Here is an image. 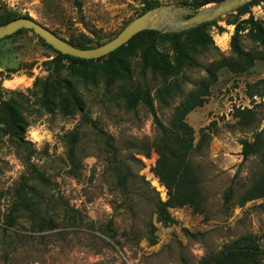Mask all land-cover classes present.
Wrapping results in <instances>:
<instances>
[{"label": "rangeland", "instance_id": "rangeland-1", "mask_svg": "<svg viewBox=\"0 0 264 264\" xmlns=\"http://www.w3.org/2000/svg\"><path fill=\"white\" fill-rule=\"evenodd\" d=\"M152 1L156 7L175 5L191 11L215 3L194 9L173 0ZM78 2L81 14L74 0H3V7L11 16L28 15L67 42L84 34L93 41L89 46L96 40L107 43L148 11L144 0ZM250 18L264 31V0L210 22L205 30L212 45L194 53L201 68L173 77L142 76L138 54L124 57L132 80L150 92L165 126L205 76L203 68L231 56L235 26L228 22L243 27L240 41L245 51L264 53L249 30ZM157 48L173 53L169 44ZM53 58L29 29L0 41V101L12 102L26 123L19 134L0 124V264H197L238 240L264 250V198L239 205L262 174L260 153L244 160L240 143L252 142L262 131L264 146V82H259L264 80V61L256 60L244 74L221 70L207 103L187 115L194 145L200 129L206 134L188 157L197 173L202 210L169 209L176 223L163 226L154 206L167 196L151 171L156 160L152 146L159 137L152 115L142 102L131 108L126 104L120 82L107 84L109 73L117 71L111 63L82 66L65 60L55 72L48 64ZM68 84L80 104L74 103ZM237 110H251L252 119L235 118ZM107 137L115 152L109 150ZM32 169L48 182L36 180ZM121 174L126 177L124 187L118 181ZM228 190L232 197L225 205ZM19 191L38 196V216L13 211ZM151 227L156 229L154 245L148 240Z\"/></svg>", "mask_w": 264, "mask_h": 264}, {"label": "trees", "instance_id": "trees-1", "mask_svg": "<svg viewBox=\"0 0 264 264\" xmlns=\"http://www.w3.org/2000/svg\"><path fill=\"white\" fill-rule=\"evenodd\" d=\"M173 1L178 5H190L194 9H197L207 3H219L224 0H194L191 2H189V0ZM258 1L259 0H252L247 4H252L253 2L256 4ZM74 4L77 12L81 14L82 10L80 2L74 0ZM247 4L236 11L242 13ZM144 6L145 10H150L156 7V3L152 0H144ZM19 18L30 17L28 15H9L3 7V0H0V26ZM246 22L250 23L249 30L253 34L255 41L264 48L263 28L257 23H254L252 18L248 19ZM210 24V22L203 23L199 26L178 33L162 34L156 31H142L134 35L126 45L119 47L106 57L95 60H84L63 55L37 36L38 41L43 46H46L50 52L54 53V58L51 61H48V64L53 66L55 72H58V67L61 66L62 61L65 60L77 62L82 66L88 63H100L106 61L111 63L112 68L117 67V71H111L107 76V84L113 85L116 81L120 82L118 86L119 93L126 101V104L131 108L139 102H142L152 115L155 126L159 131V137L155 140L152 146L153 152L156 155V160L151 171L158 179L159 183L165 187L167 196L165 201H157L154 206L156 220L163 226H171L176 223L175 219L169 214V209L190 207L195 213L202 210L197 173L191 166L188 157L195 146L200 148L202 139L206 134L204 133V128L200 129L199 141L194 145V131L185 121L187 115L195 108L203 107L204 104L207 103L208 98L210 97V88L217 82L218 74L221 70L225 69L233 75L244 74L254 66L256 60L264 61V53L261 51H245L242 48L240 41L241 32L244 30L243 27L238 23L228 22V25L235 26L234 33L230 39L231 56L221 58L203 68L205 76L194 86L193 92L175 108L168 127L159 120L153 106L150 92L142 90V88L132 80L124 57L131 53L138 54L140 59V74L146 76V73H150L152 76H159L162 79L179 75V73L186 69L201 68L194 53H196L198 49L201 51H207L209 46L212 45V41L205 30V27ZM22 30L17 31L14 34H18ZM10 36L5 38H9ZM92 42L93 41L87 39L84 34H81L78 37H72L68 40L70 45L81 49L95 48L105 44L96 40L94 41L95 46H89ZM164 44L170 45L173 52L172 55H168L158 50L157 47ZM2 77L3 75L0 72V83L3 79ZM259 82L263 83L264 80ZM67 90L71 94L74 103L76 105L80 104L77 93L71 84H68ZM261 95H264V89ZM252 115L253 112L251 110H237L234 113V117L239 118V120L243 122L244 120L250 121ZM0 124L6 126L7 129L15 134H19V131H23L26 127V123L20 116L17 107L9 101H0ZM261 134L262 131L256 134L252 142L242 141L240 143V154L244 160L253 154L260 153L262 164L261 176L241 196L239 200L240 206H243L247 202L264 198V146L262 147L260 143ZM106 140L109 150L115 152L113 145L109 141L111 140V137H107ZM71 159L73 165H76L74 155ZM31 172L34 175V178L40 183L48 182L44 175L36 169H32ZM118 181L119 184L124 187L126 183L125 175H119ZM231 197L232 191L228 190L224 199L225 205L230 202ZM40 204L38 196L34 195L33 197H28L27 195H24L22 191H19L15 198V209L13 211H28L31 215L38 216L40 213ZM12 221L13 218H10L7 222V226L10 227ZM155 231V227H151L149 230L150 235L148 240L151 245L156 243V237L154 235ZM242 241L243 240H238L225 245L219 253L204 256L197 264H260L262 257L264 256V250L256 244L243 243ZM183 264L187 263L183 261Z\"/></svg>", "mask_w": 264, "mask_h": 264}, {"label": "water", "instance_id": "water-1", "mask_svg": "<svg viewBox=\"0 0 264 264\" xmlns=\"http://www.w3.org/2000/svg\"><path fill=\"white\" fill-rule=\"evenodd\" d=\"M251 0H224L191 11L169 5L150 9L130 22L109 42L95 48H77L32 18H19L0 26V40L22 29H29L57 52L78 59L95 60L108 56L142 31L178 33L234 12Z\"/></svg>", "mask_w": 264, "mask_h": 264}, {"label": "bare ground", "instance_id": "bare-ground-1", "mask_svg": "<svg viewBox=\"0 0 264 264\" xmlns=\"http://www.w3.org/2000/svg\"><path fill=\"white\" fill-rule=\"evenodd\" d=\"M156 180V179H155ZM153 185L154 186H157L158 185V183L155 181V182H153Z\"/></svg>", "mask_w": 264, "mask_h": 264}]
</instances>
